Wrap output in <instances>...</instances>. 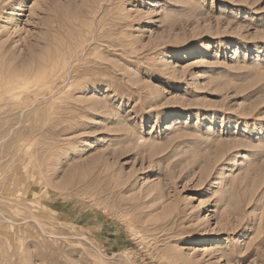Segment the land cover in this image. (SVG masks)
I'll return each instance as SVG.
<instances>
[{
  "label": "rangeland",
  "instance_id": "obj_1",
  "mask_svg": "<svg viewBox=\"0 0 264 264\" xmlns=\"http://www.w3.org/2000/svg\"><path fill=\"white\" fill-rule=\"evenodd\" d=\"M0 264H264V0H0Z\"/></svg>",
  "mask_w": 264,
  "mask_h": 264
}]
</instances>
